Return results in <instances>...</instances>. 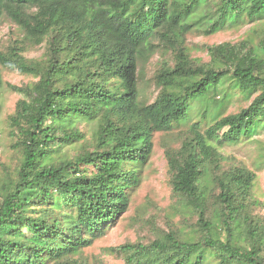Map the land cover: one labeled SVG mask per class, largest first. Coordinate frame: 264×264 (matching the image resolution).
Returning a JSON list of instances; mask_svg holds the SVG:
<instances>
[{
    "label": "trees",
    "instance_id": "obj_1",
    "mask_svg": "<svg viewBox=\"0 0 264 264\" xmlns=\"http://www.w3.org/2000/svg\"><path fill=\"white\" fill-rule=\"evenodd\" d=\"M263 17L264 0H0V25L13 22L20 38L0 51V67L37 80L12 87L22 96L9 117L22 160L16 177L3 180L11 189L0 197V264H58L90 246L103 226L126 212V191L139 182L154 134L178 127H189L190 134L185 155L169 156L173 192L195 213L199 239L168 235L148 245L127 244L119 247L126 262L264 264V220L243 216L252 171L235 167L216 181L220 192L209 218L211 166L218 167L226 145L264 130V57L245 43L222 44L208 49L211 63L202 67L180 49L173 67L156 72L160 92L149 105L141 104L137 82L138 66L154 52V31L164 30L173 43ZM43 42L47 58L27 61L26 43ZM225 82L253 100L224 117L219 99L227 95L216 100V94ZM210 98L216 114L208 115L206 106L192 120L193 104ZM91 121L98 126L94 151L60 157L84 138L78 123ZM98 164L94 175L80 170Z\"/></svg>",
    "mask_w": 264,
    "mask_h": 264
},
{
    "label": "rangeland",
    "instance_id": "obj_2",
    "mask_svg": "<svg viewBox=\"0 0 264 264\" xmlns=\"http://www.w3.org/2000/svg\"><path fill=\"white\" fill-rule=\"evenodd\" d=\"M18 34L16 25L4 19L0 25V51L4 52L13 47L15 41L20 39ZM163 36L164 30L153 32L150 45L153 46L154 52L146 63L138 66L137 82L142 105H149L156 100L160 89L156 85L155 74L164 64L173 67L175 55L180 49L188 53L189 60L194 62L192 63L194 66L202 67L211 63L208 49L222 44L236 46L245 43L248 49L258 50L264 57V17L237 29L224 30L211 36L193 32L179 37L173 43L167 42ZM23 48V55L27 61L47 58V42L40 45L26 43ZM35 81L37 80L32 77L0 67V197H4L11 189L10 186H2L3 180L7 175L11 178L16 177L22 160L20 152L13 148L16 138L11 135L14 129L9 123V117L15 113L22 96L12 87H24ZM216 95V100L227 95L226 99H219L222 102L220 110L224 117L238 114L253 100V97L249 99L238 89H233L229 82L220 86ZM211 98L193 104L192 120L196 121L206 106L208 115L216 114L217 109ZM77 127L84 138L78 143L64 147L60 157L74 160L78 155L94 151L97 122H80ZM188 128L178 127L172 132L154 134L152 155L139 169V182L137 186L126 191L129 198L126 212L117 216L114 222L103 226L92 239L90 246L80 248L78 253L57 261L58 264H128L126 255L119 250L121 246L148 245L168 235L186 239L195 236L197 240L199 239L195 213L173 192L168 162L169 156L180 159L181 155H185L184 145L189 142L190 134ZM220 153L223 159L218 163V167L211 166L209 173V180L215 179L212 187L213 196L209 202V218L214 207L213 198L220 192L216 181L224 178L235 167H245L255 174V181L252 197L247 202L248 207L243 216L247 215L253 221L264 220V130L258 131L251 138L241 139L236 145H226ZM100 167V164L81 166L80 170L91 176L96 174ZM132 168L133 166H129L126 169ZM83 237L91 239L88 235ZM53 263L51 261L47 264Z\"/></svg>",
    "mask_w": 264,
    "mask_h": 264
}]
</instances>
